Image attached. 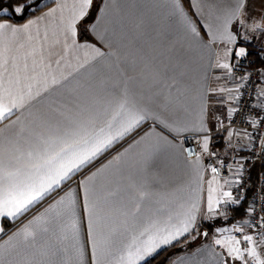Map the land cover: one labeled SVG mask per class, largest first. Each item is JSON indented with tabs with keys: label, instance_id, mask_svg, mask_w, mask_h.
Wrapping results in <instances>:
<instances>
[{
	"label": "crops",
	"instance_id": "obj_1",
	"mask_svg": "<svg viewBox=\"0 0 264 264\" xmlns=\"http://www.w3.org/2000/svg\"><path fill=\"white\" fill-rule=\"evenodd\" d=\"M261 1L264 0H247L245 18L248 21L251 18L250 6H253L255 12ZM63 2L64 0H44L43 4H52L23 23L10 21L0 23L20 27L29 20L44 17L50 9H58V5ZM107 2L108 16L100 25L102 31L107 30L105 41H100L95 34L87 31L88 25L100 15V8L105 0H100L93 19L87 25L84 27L80 26L81 23L78 25V40L81 43L87 40L96 45L105 53L104 56L92 59V54L89 52L86 57L83 50L65 52L62 42L55 43L57 39L61 41L63 39L60 36L59 9L55 17L41 19L37 25H33L31 29L33 40L21 38L12 44L13 51L10 56L23 57L31 53L33 48L36 49L34 55H28V72L24 73L21 70L20 73L22 77L35 76L40 81V84L33 88V94L37 88L43 87L45 75L49 84L53 76L59 83L50 85L47 91H42L41 95L26 103L23 108L14 110L10 117L0 122V129L4 130L0 135V143L8 147L16 145L27 151L37 142L38 135L48 134L49 128L68 126L73 122H84L93 117L103 120L124 98H127L131 105L158 117L159 120L146 119L131 134L114 142L110 148L74 173L61 188L56 189L15 221L0 218V227L4 228V232H0V244L8 240L13 232L33 216L43 212L55 199H59L60 195L71 190L76 197L79 244L84 248V264H92V244L88 237L89 215L85 210V191L80 182L91 177L93 173H98L89 185L94 191L92 198L97 205L94 234H107L115 230L112 236L114 255H118L117 250L150 218L163 219L169 212L180 211V206L189 200L191 190L198 184L200 212L197 214L196 227L178 242H173L172 245H180L181 251L168 264H219L220 257L216 253L222 250L213 243L214 239L222 235L217 229L231 230L233 225L241 227L243 218L230 224L226 222L228 208L235 204L227 198L220 204L217 214L209 218L206 211L208 181L213 176L217 177L213 184V187L218 188L216 194L231 192L232 200H236L231 187L234 175L229 177L232 179L223 178L217 171L213 173L211 167L204 161L210 150L209 142L212 136L220 141L213 149L217 150L219 158L223 161H227L230 153H233L231 148L234 147H231L233 143L229 136L231 129L227 126L230 130L228 131L226 127L219 126L216 120L212 121L210 118L213 113L223 110L222 105L230 104L227 102L229 91L219 90L232 88V78L228 70L216 66L217 57H222L227 47L235 50L251 44L248 42L250 41L248 35L253 32L241 29L235 45L217 43L210 47L204 46L209 38L200 21L208 19L209 9L206 4H213L216 11H221L232 6L234 0H201L204 10L202 17L196 16L191 0H188V8L181 0L189 16L197 21L203 36V44L187 34L182 22L172 14L170 0H107ZM67 3L70 6L72 0H67ZM235 30L233 25V31ZM245 34L247 39H244ZM18 43H23L24 47L18 48ZM235 58L233 55L228 60L231 66ZM18 63L22 69L23 60L20 59ZM13 71L10 63L8 72ZM22 83L35 84V81L28 79ZM18 117V123L6 128V125L16 121ZM201 117L207 131L199 130ZM175 127L185 130L176 132L172 130ZM187 136L196 139L198 154L191 156L185 152L183 139ZM141 137L144 139L141 140ZM205 137L208 138L207 152L202 151ZM137 141L140 142L136 143ZM239 141L237 136L234 142L238 144ZM121 153L124 155L115 161L114 158ZM244 153L240 156L242 157ZM197 155L201 157L202 179L196 176L194 166L188 163ZM109 161L114 162L111 166L105 167ZM234 172L235 168H232L231 173ZM142 192L146 193L143 199L140 198ZM209 225L210 229L207 227ZM205 232L207 236L203 235ZM223 235L241 237V234L234 231ZM59 237L60 231L56 228L55 234L50 231L38 240L37 247H50L47 257L39 256L34 248L21 246L7 259L12 264H23L24 261L36 264L41 260H44L45 264H64L66 256L73 254L72 245L75 242L71 239L61 241ZM172 245L161 247L141 263ZM256 245L260 253L258 249L262 244L256 242ZM241 247L248 245L242 242ZM65 248L68 249L67 254L63 251ZM260 255L264 258V252ZM231 264L242 262L232 261ZM249 264H252L250 259Z\"/></svg>",
	"mask_w": 264,
	"mask_h": 264
},
{
	"label": "snow or ice",
	"instance_id": "obj_2",
	"mask_svg": "<svg viewBox=\"0 0 264 264\" xmlns=\"http://www.w3.org/2000/svg\"><path fill=\"white\" fill-rule=\"evenodd\" d=\"M170 4L172 14L179 18L187 34L198 43L203 44V36L198 28L197 21L189 16L181 0H170ZM246 4L247 0H234L232 6L221 11H216L213 4H206L209 9L208 19L200 21L209 38L207 44L204 45L205 47L217 43L220 45H235L241 34V29L264 32V16L249 22L245 18L247 16ZM92 6L93 0H72L70 6L67 0H64L63 3L58 5L60 36L63 39L62 41L57 39L55 43L62 42L65 52L83 50L86 57L90 52L92 59L105 55L100 48L87 40L82 43L78 40V25L88 17ZM191 6L196 10L197 17L204 16L201 0H191ZM36 7H38L36 0H25L24 3L14 5L11 11L19 16L23 15L26 10L35 11ZM58 9H50L44 17L29 20L20 27L0 23V70H2L0 71V122L10 117L14 110L23 108L26 103L41 95L42 91H47L50 85L59 83L53 76L49 84L45 75L43 87L37 88L33 94V88L40 84V81L35 76L29 78L25 75L22 77L20 73L21 70L24 73L28 72V55H34L36 49L33 48L31 53L23 57L10 56L13 51V43H17L21 38L27 41L33 40L34 37L31 34L33 25H37L41 19L55 17ZM108 10L109 5L105 0L104 5L100 8V15L87 27V31L95 34L100 41H105L107 30L102 31L100 25L108 16ZM0 12L7 14L9 9L6 7L0 8ZM233 25H235V31H233ZM45 38H47V33H45ZM244 39H247L246 34ZM23 47V43H18V48ZM233 55L242 58L246 57L248 52L245 47H238L235 50L232 47H227L223 51V56L217 57L216 66L227 69L231 73L232 66L228 60ZM20 59L23 60L22 69L18 63ZM10 63L14 70L11 73L8 72ZM57 63L59 64V61ZM35 66L34 61L33 70H35ZM6 73L7 79H5ZM28 79L35 81V84L22 83V81ZM241 79H247V76ZM219 91L231 92L232 89H220ZM257 96L264 97V90L258 91ZM234 111L236 110L229 109V117ZM149 118L159 120L158 117L131 105L128 99L124 98L115 106L111 114L103 120L93 117L84 122H73L68 126L56 127L55 129L49 128L48 134L38 135L37 142L30 146L27 151L21 150L16 145L8 147L0 143V218L15 221L23 216L34 205L43 201L56 189L61 188V185L68 181L74 173L110 148L114 142L131 134L142 122ZM18 122L19 117L16 121H12L10 125H6V128ZM159 122L164 123L163 121ZM250 122L255 126V120ZM165 126L170 127L169 125ZM172 130L181 132L185 129L175 127ZM199 130L207 131L204 127L203 117L200 120ZM3 131V129H0V135L3 134ZM232 134V132H229V136ZM146 135L148 134L146 133ZM143 139L144 137H141V140ZM207 150L208 138L205 137L202 143V151L207 152ZM125 151L127 152V149ZM123 155L124 153L119 154L114 160L118 161ZM113 162L109 161V164L105 167L111 166ZM188 163L194 166V173L202 179L200 155H197L194 160H190ZM211 171L215 173L217 169L213 167ZM97 174L93 173L91 177L80 182L85 191V210L89 215L88 237L92 244V264H141V261L152 256L158 249L172 245L174 241L178 242L181 237L191 233L196 227L197 214L200 212V188L198 184L191 190L189 200L180 206V211L169 212L163 219L150 218L143 226L133 232L127 243L117 250L118 255H114L112 236L115 234V230L107 234H94V218L97 217V205L95 199L92 198L94 191L89 185ZM216 180L217 177L213 176L208 181L206 211L209 218L217 214L224 198L232 203L237 202L232 200L231 192H223L221 195L216 194L218 188L213 187ZM145 195L146 193L142 192L140 198L143 199ZM244 223L247 224L248 221H244ZM261 227H264V217H261ZM56 228H59V239L61 241L71 239L75 242L72 245L73 254L66 256L64 264H84V248L79 244L80 229L76 215V197L71 190L60 195L59 199H55L43 212L33 216L32 219L13 232L8 240L0 244V264H12L7 257L21 246L34 248L39 256L47 257L50 247H37L38 240L50 231L55 234ZM230 231L243 233L244 230L236 225H233L231 230L227 228L217 229V232L222 235L214 239L213 243L222 250L220 253H216L220 257L219 264H231L232 261L249 264V259L252 264H264V258L257 251V245L252 235H243L242 239L237 238L235 235H223ZM0 232H4L3 227H0ZM203 235L207 236L208 234L205 232ZM242 242L246 243L248 247H241ZM63 251L67 254L68 249L65 248ZM109 257H111L110 260ZM23 264H33V262L24 261ZM36 264H45V261L41 260Z\"/></svg>",
	"mask_w": 264,
	"mask_h": 264
},
{
	"label": "built area",
	"instance_id": "obj_3",
	"mask_svg": "<svg viewBox=\"0 0 264 264\" xmlns=\"http://www.w3.org/2000/svg\"><path fill=\"white\" fill-rule=\"evenodd\" d=\"M259 58L260 63L257 64L251 58L236 57L230 73L238 92L232 107L236 111L228 116L227 124L230 129L246 135L248 143L244 155L239 158L230 153L227 161H223L213 149L220 141L212 136L204 161L211 168H216L223 178L232 179L229 177L234 175L232 190L237 200L251 188L249 169L253 167L254 184L246 216L249 228L264 241V227H261V217H264V97L257 96L258 91L264 90V56L259 55ZM245 76L247 79H241ZM251 120L256 121L255 126ZM183 146L187 155L199 153L198 143L192 136L183 139ZM232 168H235L234 174L231 173Z\"/></svg>",
	"mask_w": 264,
	"mask_h": 264
},
{
	"label": "trees",
	"instance_id": "obj_4",
	"mask_svg": "<svg viewBox=\"0 0 264 264\" xmlns=\"http://www.w3.org/2000/svg\"><path fill=\"white\" fill-rule=\"evenodd\" d=\"M43 1L44 0H36V4L38 5V7H36L35 11L26 10L23 15L18 16L14 12H12L11 9L16 4L24 3L25 0H2V2H0V8L6 7L9 9V12L7 14L0 12V21H10V22L17 23V24L23 23L30 17L36 15L37 13H39L40 11H42L43 9L47 8L48 6L52 4V3L43 4ZM182 1L184 5L186 6V8H188L189 7L188 0H182ZM99 3H100V0H93V6L89 10L88 17L84 21L81 22L80 26L84 27L93 19L99 7ZM244 47L246 48L248 52V55L246 57L255 60V62L259 64L260 63L259 51L251 44H246L244 45ZM249 175H250L251 188L246 191L245 196L242 199H240L236 204L228 208V217L226 221L228 224L234 223L236 220L242 219L246 216V208L248 206V200L252 192V186L254 184L253 167H250ZM207 227L208 229L211 228L210 225ZM179 251H181L180 245L174 244L171 247L160 251L155 256L147 259L141 264H168L171 261V259Z\"/></svg>",
	"mask_w": 264,
	"mask_h": 264
},
{
	"label": "rangeland",
	"instance_id": "obj_5",
	"mask_svg": "<svg viewBox=\"0 0 264 264\" xmlns=\"http://www.w3.org/2000/svg\"><path fill=\"white\" fill-rule=\"evenodd\" d=\"M260 5L257 6L258 10L253 12V6L251 7V18L249 19L250 22H252V20H258L261 16H264V8H262L261 6H264V1L259 2ZM43 5V4H41ZM256 9V8H255ZM253 34L248 35L249 36V43H251L258 51H259V55L264 56V32L257 30V32L252 31ZM251 32V33H252ZM255 32V33H254ZM251 36V38H250ZM236 59V58H235ZM234 59V60H235ZM233 60V61H234ZM233 65V64H232ZM231 85H232V91L228 92L227 94V102H229L230 104H228V106L222 105V111L219 112L217 111L215 114L213 113L210 118L212 121L216 120L219 124V126H224L227 128L228 126V116H229V109H232V107L234 106V101L235 98L237 96V92H238V88L237 85L234 83V81H231ZM223 101H225V99H223ZM220 107V106H219ZM228 130V128H227ZM230 131V130H228ZM233 134L230 136L231 137V142L233 143L231 147L232 152L237 156L240 157L241 153H244V151L246 150L247 147V143H248V139L246 137V135L240 133V132H236L234 130L231 129V131ZM239 137L240 141L238 142V144L236 142H234L236 137ZM238 149V150H237ZM232 187V186H231ZM236 199V198H235ZM237 200V199H236ZM235 200V201H236ZM236 204V203H235ZM246 214H247V208H246ZM244 221H248L247 216H245L242 220L243 225L241 226L243 228V233H239L241 234L240 238L242 239L243 235H252L254 237V240L259 243L262 244L260 245V248L258 250H260L261 252H264L262 250H264V241H261V239L252 232V230L249 228L248 223L245 224Z\"/></svg>",
	"mask_w": 264,
	"mask_h": 264
}]
</instances>
